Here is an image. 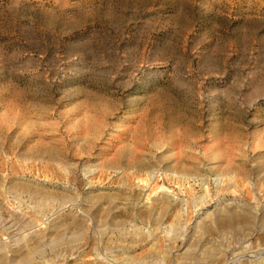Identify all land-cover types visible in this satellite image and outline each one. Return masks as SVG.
Masks as SVG:
<instances>
[{"label": "rangeland", "instance_id": "obj_1", "mask_svg": "<svg viewBox=\"0 0 264 264\" xmlns=\"http://www.w3.org/2000/svg\"><path fill=\"white\" fill-rule=\"evenodd\" d=\"M262 221L264 0H0L2 264H264Z\"/></svg>", "mask_w": 264, "mask_h": 264}, {"label": "bare ground", "instance_id": "obj_2", "mask_svg": "<svg viewBox=\"0 0 264 264\" xmlns=\"http://www.w3.org/2000/svg\"><path fill=\"white\" fill-rule=\"evenodd\" d=\"M223 218H225L224 216H223ZM227 218V217H226ZM228 218H230V217H228ZM229 221V220H228ZM227 221V222H228ZM231 221V220H230ZM229 223V222H228ZM229 225V224H228ZM263 227H264V222L262 221V224H261ZM218 226V225H217ZM264 229V228H263ZM32 233V232H31ZM34 235V234H33ZM38 236V235H37ZM35 237V236H34ZM236 237V236H235ZM39 239V238H38ZM28 240V239H27ZM22 241V240H21ZM58 241V240H57ZM4 244H5V242H4ZM8 246V245H7ZM1 248V247H0ZM35 248V247H34ZM36 249H37V247H36ZM236 249V248H235ZM213 251V250H212ZM215 253V252H214ZM207 254V253H206ZM6 256V255H5ZM214 256V255H213ZM211 257H212V255H211ZM19 258V257H18ZM31 259H30V257L29 256H26L25 255V257H23V258H20V259H18V260H16V264H26L27 262H29ZM32 261V260H31ZM50 261V260H49ZM13 262H14V260H13ZM0 264H2V261H1V259H0ZM47 264H57V263H55V262H48L47 261Z\"/></svg>", "mask_w": 264, "mask_h": 264}]
</instances>
